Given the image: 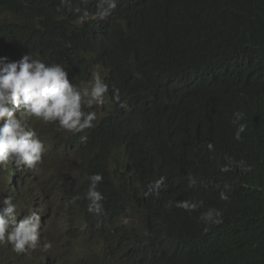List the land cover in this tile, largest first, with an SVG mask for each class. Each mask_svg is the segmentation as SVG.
<instances>
[{
    "label": "trees",
    "instance_id": "obj_1",
    "mask_svg": "<svg viewBox=\"0 0 264 264\" xmlns=\"http://www.w3.org/2000/svg\"><path fill=\"white\" fill-rule=\"evenodd\" d=\"M72 3L96 10L93 0ZM75 20L60 0H0L1 48L62 63L77 85L86 83L89 67L96 66L109 85L105 106L89 109L97 112L93 128L72 133L48 126L57 136L41 137L46 152L39 171H18L14 165L0 169V195H12L21 215L43 210L40 202L56 184L69 200L81 197L74 202L70 231L47 223L37 248L23 253L0 244V264H179L180 250L183 264H264V155L259 158L264 148V0H118L105 20ZM113 89L120 90L119 102L112 98ZM235 112L243 114L237 123ZM39 122L35 125H43ZM240 124L246 125L245 139L237 140ZM194 125L196 136H214L217 142L206 146L217 151L219 136L233 131L224 141L237 140L229 148L235 158L218 161L220 153L189 149L180 162L184 173H176L157 205L148 208L142 199L115 203L117 182L108 172V160L121 142H129L135 159L143 162L137 167L145 170L151 157L187 152L166 130L177 127L192 136ZM82 135L86 141L81 142ZM51 146L57 153L50 154ZM96 173L103 176L101 216L88 212L85 198L87 177ZM8 178L14 179L13 186ZM117 185L125 188L127 181ZM182 200L203 203L189 212L175 207ZM62 206L55 198L51 215ZM209 208L222 213L220 224L199 221ZM126 220L137 222L128 227ZM170 228L173 233L158 238ZM47 242L53 247L44 250Z\"/></svg>",
    "mask_w": 264,
    "mask_h": 264
},
{
    "label": "clouds",
    "instance_id": "obj_2",
    "mask_svg": "<svg viewBox=\"0 0 264 264\" xmlns=\"http://www.w3.org/2000/svg\"><path fill=\"white\" fill-rule=\"evenodd\" d=\"M93 1L96 12L80 5L73 6L72 0H60V5L76 15L77 24L105 20L117 9L118 0ZM99 71L100 68L90 66L87 71L89 80L77 85L70 81L72 73L62 63H48L38 54L0 47V169L14 165L18 171L24 168L39 171L38 165L42 163L46 152L42 138L52 139L57 136L48 126L56 124L58 130L72 133H83L93 128L94 121L97 120V112L89 109H93V106L98 108L105 106L109 93V85L105 83ZM164 87L171 88L168 84H164ZM112 98L119 102V89L112 90ZM233 118V123H237L243 119V114L235 112ZM35 121H40L39 123L46 128L41 129L43 125H35ZM140 129L145 128L141 126ZM197 129L196 125L191 127L190 131L194 133L192 136L177 127H170V131L166 130L167 137L187 152H183L182 149L179 152L173 150L167 153V158L164 159L151 157L146 163L145 170L137 167L138 163L142 165L143 162L135 159L134 151L129 150L127 146L129 142H121L119 147L112 151L108 160V172L112 179L117 184L122 180L127 181L125 188L116 184L115 203L125 204L142 199L148 208H152L158 204L159 197L165 196L163 189L176 181V173L178 171L184 173L181 163L189 153V149L195 154H206L207 150H211V153L217 152L211 144L206 146L207 143L217 142L214 136L198 137L195 134ZM245 129V124L239 125L235 134L237 140ZM86 139V135L80 137L81 142ZM87 150V148L82 150L80 154ZM55 153H57L55 147L51 146L50 154ZM42 166L51 170L45 165ZM228 170L227 167L222 168L224 172ZM52 173L54 174L53 171ZM87 179L89 184L85 198L89 201L88 212L101 216L104 214V207L100 203L104 199L103 176L96 173L88 176ZM191 183L194 184L195 181L191 180ZM125 191H128L129 197L126 196ZM44 197L40 206L44 202L46 206H51L55 198L63 205L53 216L51 212L46 213L44 215L46 219L42 217V210L39 213L31 210L21 215L18 212L19 202H14L12 195H0V244L7 243L14 252L23 253L37 248L40 229L41 227L46 229L47 223L50 228H55L57 231H70L74 218V202L81 197L75 196L73 200H69L63 186L58 187L57 184L55 189L47 190ZM220 198L227 200L228 196L221 192ZM202 203V201L182 200L177 201L175 207L192 212L198 210ZM221 216L219 210L209 208L202 212L198 219L205 225L220 224ZM51 217L54 219L50 220ZM136 222L137 220H126L125 225L129 227ZM173 232L170 228L158 238ZM152 243L153 240L150 239L147 247L152 246ZM52 247V242L43 244L44 250ZM184 256L183 250H180L179 264H183ZM155 257L154 253L150 259L153 260Z\"/></svg>",
    "mask_w": 264,
    "mask_h": 264
},
{
    "label": "bare ground",
    "instance_id": "obj_3",
    "mask_svg": "<svg viewBox=\"0 0 264 264\" xmlns=\"http://www.w3.org/2000/svg\"><path fill=\"white\" fill-rule=\"evenodd\" d=\"M218 91V90H217ZM256 91V90H255ZM257 92H259V91H257ZM235 107H238V106H235ZM235 109V108H234ZM231 132H233V131H231ZM230 132V133H231ZM230 133H224V134H222V135H220L219 136V138L220 139H222V142H221V146H220V148L218 149V151H219V156H218V158H217V160L218 161H220L221 159H223V158H228V157H233V158H235V156H233L234 154V152H233V150L232 149H229L230 147H235V145H236V143H238L237 142V140H234V141H231V142H226V141H224V139L230 134ZM258 134H256V136L255 137H258L257 136ZM262 137V136H261ZM198 139V138H197ZM197 139H196V141H197ZM263 140H264V138H263ZM206 154L208 155V156H210L211 155V150H207L206 151ZM205 155H203V157H204ZM232 158V159H233ZM33 191V190H32ZM31 193H33V192H31ZM30 194V193H29ZM32 196V195H31ZM31 199H32V197H31ZM33 199H34V197H33ZM39 208V207H38ZM38 211V210H37Z\"/></svg>",
    "mask_w": 264,
    "mask_h": 264
},
{
    "label": "water",
    "instance_id": "obj_4",
    "mask_svg": "<svg viewBox=\"0 0 264 264\" xmlns=\"http://www.w3.org/2000/svg\"><path fill=\"white\" fill-rule=\"evenodd\" d=\"M95 9H96V7H95ZM93 12H96V10H93ZM240 139L242 140V139H245V135H241L240 136ZM231 141H234L233 139H231L230 137L227 139V142H231ZM262 142H264L263 140H262ZM264 151V148H261V150L259 151V158L262 156V155H264V153H262ZM217 153H219V151H217ZM39 166V165H38ZM27 170H30V169H27V168H25V171H27ZM28 182H30V183H32L33 182V178H31L30 176H28ZM7 184L9 185V186H13L14 185V179H11V178H8L7 179ZM35 182L31 185V189H34L35 188ZM41 208L43 209L42 210V217H44V215L46 214V213H49V212H51V206H46V204H44V203H42L41 204ZM39 241V240H38Z\"/></svg>",
    "mask_w": 264,
    "mask_h": 264
},
{
    "label": "rangeland",
    "instance_id": "obj_5",
    "mask_svg": "<svg viewBox=\"0 0 264 264\" xmlns=\"http://www.w3.org/2000/svg\"><path fill=\"white\" fill-rule=\"evenodd\" d=\"M45 128H46V126L43 125L41 129H45ZM45 159H46V161H47L49 164L51 163V159H50L49 156H47ZM51 233H53V231H51ZM55 235H56V231H55ZM38 263H39V262H36V263H34V264H38Z\"/></svg>",
    "mask_w": 264,
    "mask_h": 264
}]
</instances>
